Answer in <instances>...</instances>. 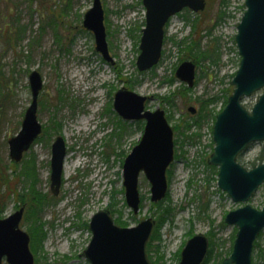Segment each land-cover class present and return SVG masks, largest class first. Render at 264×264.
Returning <instances> with one entry per match:
<instances>
[{"label":"rangeland","instance_id":"obj_1","mask_svg":"<svg viewBox=\"0 0 264 264\" xmlns=\"http://www.w3.org/2000/svg\"><path fill=\"white\" fill-rule=\"evenodd\" d=\"M206 1L204 11L183 10L170 19L159 64L139 71L142 0H102L114 63L104 60L93 32L83 26L94 0H0V218L25 206L20 227L30 235L34 264H90L82 255L92 238L89 223L106 207L128 226L155 220L153 234L157 228L159 238L151 237L148 247L156 264H178L197 233H204L213 248L207 264H221L230 256L238 229L225 217L242 204L220 189L218 167L208 158L216 114L234 89L231 82L241 61L235 35L246 7L245 0ZM186 60L196 62L193 87L175 74ZM34 70L43 79L37 110L43 132L16 164L8 141L20 131L32 102L29 75ZM124 87L147 96L146 109L165 110L174 128L176 160L167 171L169 188L160 209L143 171L139 211L126 202L124 161L139 143L145 121H127L115 109V94ZM261 93L244 100L248 109ZM57 136L65 140L69 168L54 196L50 175ZM239 161L248 169L264 162V143H253ZM31 184L49 194L37 214L22 201ZM249 203L262 208L264 185ZM165 208L171 213L162 222ZM257 242L252 264H264V230Z\"/></svg>","mask_w":264,"mask_h":264},{"label":"water","instance_id":"obj_2","mask_svg":"<svg viewBox=\"0 0 264 264\" xmlns=\"http://www.w3.org/2000/svg\"><path fill=\"white\" fill-rule=\"evenodd\" d=\"M146 8V25L140 40L137 58L139 71L157 65L162 57L165 26L171 17L188 8L204 11L206 0H143ZM246 11L238 24L235 36L241 61L232 80L234 91L225 108L218 113L213 127L214 151L208 158L216 166L218 186L227 192L241 207L231 210L225 218L228 225L238 228L232 253L221 264H252L254 244L264 230V204L253 207L249 202L264 184V163L248 169L238 157L255 142L264 143V0H246ZM83 26L93 32L96 50L103 58L113 62L107 41L105 10L102 0H94L85 13ZM176 77L193 87L196 79V62L186 60L177 70ZM32 102L25 112L20 131L9 139L10 156L20 162L34 141L42 133L38 120V97L43 87L41 74L34 70L29 75ZM262 90L251 109L243 99ZM147 96L127 88L115 94L114 106L127 120H146L144 134L138 145L126 157L124 186L126 202L137 213L140 209L139 176L143 171L151 182V200L157 203L168 192L167 170L175 160L174 129L165 110H146ZM190 111L195 113L194 107ZM67 147L63 136L52 144L51 192L58 196L63 182ZM25 206L6 218H0V264H34L30 250V235L21 229ZM155 220L147 218L135 226L123 227L115 222L109 207L97 211L89 228L92 238L82 255L90 264H153L147 253ZM210 241L204 233H197L184 246L178 264H204L209 253Z\"/></svg>","mask_w":264,"mask_h":264},{"label":"trees","instance_id":"obj_3","mask_svg":"<svg viewBox=\"0 0 264 264\" xmlns=\"http://www.w3.org/2000/svg\"><path fill=\"white\" fill-rule=\"evenodd\" d=\"M9 30H10V32H11V28H10ZM10 32H9V33H10ZM163 54H164V53H163ZM227 99H228V98H226V100H225V104L227 103ZM214 102H215V101H214V98H213V99H209V100L207 101V103H206L207 107L210 106L211 104H213ZM185 128L188 129L189 126L186 125ZM175 131H176V130H175ZM212 146H213V143H212ZM177 157H180V156L177 154ZM16 164H18V163H16ZM34 165H35V163H34V161H33V166H34ZM213 168H215V167L213 166ZM35 175H36V174H35ZM22 176H24V175H22ZM27 176L30 177V175H28V174H27ZM48 198H49V194H47V195H43V194H41V192L36 188V184H35V186H34V184H31V186H30V190H29V193H27L26 195H24L22 201L25 202V203L28 202V203L31 205V207H32V209H33V212H35V213L37 214V212L40 211V205H41L45 200H48ZM162 204H163V201H161V202H159V203H156V206L160 209V208H162ZM170 213H171V212H170V209H169V208L162 209V211H161V213H160V215H159V218H160L161 220H163L162 222H164V221L169 217ZM116 222H117L118 224H120V225H123V226H128V225H129L128 222L125 223L124 221H121L120 219L116 220ZM37 232H38L39 235H40V233H42V229H41V228H37ZM261 234H262V233H261ZM32 236H33V235H32ZM157 236H158V237H157ZM152 237H153V239H155L156 237L159 238V230H157V228H156V230H155V234H153ZM33 238H34V236H33ZM151 240H152V238H151ZM257 243H258V242H257ZM257 243L255 244V246L257 245ZM147 249H148V253H149L150 245H149V247H148ZM212 250H213V248H210L209 256H208V258H207V263H208V261L211 260ZM149 257H150V259L152 260V257H151V255H150V253H149ZM152 262H153L154 264H156V261H153V260H152Z\"/></svg>","mask_w":264,"mask_h":264},{"label":"bare ground","instance_id":"obj_4","mask_svg":"<svg viewBox=\"0 0 264 264\" xmlns=\"http://www.w3.org/2000/svg\"><path fill=\"white\" fill-rule=\"evenodd\" d=\"M64 168L66 169V175H68L67 169L69 168L68 163H65Z\"/></svg>","mask_w":264,"mask_h":264}]
</instances>
